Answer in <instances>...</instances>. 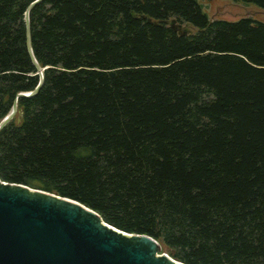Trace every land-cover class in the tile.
I'll list each match as a JSON object with an SVG mask.
<instances>
[{"label":"trees","instance_id":"16d2710c","mask_svg":"<svg viewBox=\"0 0 264 264\" xmlns=\"http://www.w3.org/2000/svg\"><path fill=\"white\" fill-rule=\"evenodd\" d=\"M32 1L0 0V119L40 78ZM30 19L45 79L0 130V177L189 264H264V21L199 0H41Z\"/></svg>","mask_w":264,"mask_h":264},{"label":"water","instance_id":"95a60500","mask_svg":"<svg viewBox=\"0 0 264 264\" xmlns=\"http://www.w3.org/2000/svg\"><path fill=\"white\" fill-rule=\"evenodd\" d=\"M26 10V39L39 73L37 85L16 94L12 109L0 119V130L19 110L18 98L42 87L45 69L32 42L30 9ZM185 34L187 29L171 20ZM0 264H189L162 250L146 233L130 232L106 220L80 200L0 177Z\"/></svg>","mask_w":264,"mask_h":264},{"label":"rangeland","instance_id":"374dc122","mask_svg":"<svg viewBox=\"0 0 264 264\" xmlns=\"http://www.w3.org/2000/svg\"><path fill=\"white\" fill-rule=\"evenodd\" d=\"M203 9L211 18L238 19L242 16H253L264 21V8L254 2L243 0H199ZM192 30L197 28L187 24ZM162 250L168 249L162 246Z\"/></svg>","mask_w":264,"mask_h":264}]
</instances>
